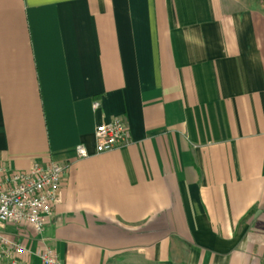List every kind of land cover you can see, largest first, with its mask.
<instances>
[{
  "label": "crops",
  "instance_id": "1",
  "mask_svg": "<svg viewBox=\"0 0 264 264\" xmlns=\"http://www.w3.org/2000/svg\"><path fill=\"white\" fill-rule=\"evenodd\" d=\"M35 162L66 168L62 264H264L263 5L0 0V163Z\"/></svg>",
  "mask_w": 264,
  "mask_h": 264
},
{
  "label": "built area",
  "instance_id": "2",
  "mask_svg": "<svg viewBox=\"0 0 264 264\" xmlns=\"http://www.w3.org/2000/svg\"><path fill=\"white\" fill-rule=\"evenodd\" d=\"M129 138L130 130L122 119L102 122L95 129L96 152L111 151ZM75 151L79 157L89 155L83 145ZM65 169L58 162H35L26 170L0 163V264H31L30 258L39 264H62L45 232L61 201ZM9 225L27 227L37 241L36 248L8 233Z\"/></svg>",
  "mask_w": 264,
  "mask_h": 264
},
{
  "label": "rangeland",
  "instance_id": "3",
  "mask_svg": "<svg viewBox=\"0 0 264 264\" xmlns=\"http://www.w3.org/2000/svg\"><path fill=\"white\" fill-rule=\"evenodd\" d=\"M256 2L260 5V3L263 5L264 8V0H241V5H244L246 7H254ZM261 7V6H259Z\"/></svg>",
  "mask_w": 264,
  "mask_h": 264
}]
</instances>
